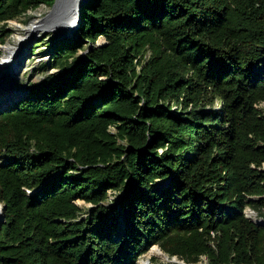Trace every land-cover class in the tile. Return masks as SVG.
<instances>
[{
    "label": "trees",
    "instance_id": "16d2710c",
    "mask_svg": "<svg viewBox=\"0 0 264 264\" xmlns=\"http://www.w3.org/2000/svg\"><path fill=\"white\" fill-rule=\"evenodd\" d=\"M55 1L0 0V25ZM76 30L57 77L0 112V264H139L154 247L264 264L246 215L264 210V0H86Z\"/></svg>",
    "mask_w": 264,
    "mask_h": 264
},
{
    "label": "rangeland",
    "instance_id": "374dc122",
    "mask_svg": "<svg viewBox=\"0 0 264 264\" xmlns=\"http://www.w3.org/2000/svg\"><path fill=\"white\" fill-rule=\"evenodd\" d=\"M52 12V8H47L45 6H42L36 11L29 12L26 16H23L22 18H19L15 21L9 22L6 27H3V25H0V58L4 54L3 48L8 45H12L13 47H19L20 44L17 43L18 35L26 36L27 32L23 31V29H16L12 26V24H19L22 27L28 28L31 23L34 21H40L45 20V18ZM76 26L77 24H71L69 23L67 26L63 27L60 26L58 30H46L41 31L39 35L32 36L29 38L27 42V50L25 54L21 57V61L19 65L16 66V69L9 74L6 79H3L1 83H4L1 85L0 83V93H3L4 91H16L21 95L20 98L17 99V103L23 100L27 95L31 93L33 88L35 86H39L43 84L45 81L49 79H54L59 74V70L53 68L54 64V50L56 46H59L61 43L68 42L72 40L73 38H78V34L76 33ZM75 31V32H74ZM74 36V37H73ZM1 41H3L5 44L1 45ZM105 38H100L96 45L97 46H103L106 45ZM18 44V45H17ZM85 50L78 48V54L77 57H86L88 54V51L92 49L93 47L84 44ZM87 47V48H86ZM87 49V50H86ZM3 70V69H2ZM0 69V79L3 75V72ZM12 91V92H13ZM17 103L11 105V106H5L1 111L4 109H8L9 107H14ZM220 105L218 103L215 104V112H219ZM0 111V112H1ZM112 132H115L112 130ZM118 200V196L116 194L110 193V201L111 204ZM78 205L88 212L89 210L94 209V206L91 204H87L85 202L79 201ZM255 212L252 209L248 208L246 210V213ZM84 213V217H86ZM1 214L2 210L0 208V221H1ZM264 215V210H263ZM263 215L260 213L255 212V216H257V219H262ZM155 249H159L158 247H154L152 249V253L155 254ZM166 255V254H165ZM168 260L163 261L155 254V256H152V254H147L143 256L139 264H178L172 262V259L166 255ZM152 257H155L156 261H152ZM179 261V260H178ZM180 262V261H179ZM184 264V263H183ZM198 264H209L208 259L206 257H203L201 261Z\"/></svg>",
    "mask_w": 264,
    "mask_h": 264
},
{
    "label": "bare ground",
    "instance_id": "6f19581e",
    "mask_svg": "<svg viewBox=\"0 0 264 264\" xmlns=\"http://www.w3.org/2000/svg\"><path fill=\"white\" fill-rule=\"evenodd\" d=\"M76 0H62L61 6L55 12H51L45 20L34 21L30 24L28 28L22 27L19 24H12V26L16 29H23V31L27 32L26 36L18 35L17 43L20 44L19 47H13L12 45L5 46L3 48L4 54L0 58V69L3 72V75L0 79V83L3 79H6L9 74H11L16 66L19 65L21 61V57L26 52V46L29 38L32 36H37L44 29L48 30H58L60 26H67L69 23L77 24V17L75 15L74 3ZM17 44V45H18ZM4 83H1L3 85ZM0 85V86H1ZM13 91V90H12ZM4 91L0 93V111L5 106H11L17 103V99L21 97L18 95L19 93L16 91ZM256 217V216H254ZM155 254L159 256V258L163 261H167V256L160 251L159 249H155Z\"/></svg>",
    "mask_w": 264,
    "mask_h": 264
},
{
    "label": "water",
    "instance_id": "95a60500",
    "mask_svg": "<svg viewBox=\"0 0 264 264\" xmlns=\"http://www.w3.org/2000/svg\"><path fill=\"white\" fill-rule=\"evenodd\" d=\"M61 2H62V0H56L55 1L54 5L52 7V12H55V11H57L59 9V7L61 6ZM85 2H86V0H76L75 3H74L75 15L77 17V26H76V29L78 28V26L80 24V12H81V8L85 4ZM1 215H3V211H2V214ZM253 215H255V212H252L247 217L250 220H252L254 223H256L257 225H262L263 224V219L253 218ZM172 262L178 263V264H183L181 261L179 262L177 258H173L172 259Z\"/></svg>",
    "mask_w": 264,
    "mask_h": 264
},
{
    "label": "built area",
    "instance_id": "2783aa9c",
    "mask_svg": "<svg viewBox=\"0 0 264 264\" xmlns=\"http://www.w3.org/2000/svg\"><path fill=\"white\" fill-rule=\"evenodd\" d=\"M0 208H1V210H2V205H0ZM252 213V212H251ZM251 213H246V215L247 216H249V214H251ZM255 215H253V218H257V216L256 217H254ZM263 222H264V220H263Z\"/></svg>",
    "mask_w": 264,
    "mask_h": 264
}]
</instances>
